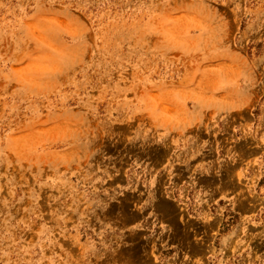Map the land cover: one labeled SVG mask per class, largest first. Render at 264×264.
<instances>
[{"label": "rangeland", "instance_id": "1", "mask_svg": "<svg viewBox=\"0 0 264 264\" xmlns=\"http://www.w3.org/2000/svg\"><path fill=\"white\" fill-rule=\"evenodd\" d=\"M0 264H264V0H0Z\"/></svg>", "mask_w": 264, "mask_h": 264}]
</instances>
